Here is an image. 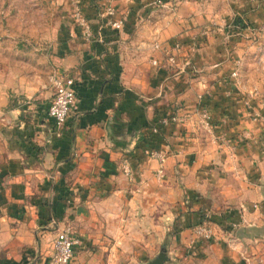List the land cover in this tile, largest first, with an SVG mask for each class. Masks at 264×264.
Returning a JSON list of instances; mask_svg holds the SVG:
<instances>
[{"label": "crops", "instance_id": "obj_1", "mask_svg": "<svg viewBox=\"0 0 264 264\" xmlns=\"http://www.w3.org/2000/svg\"><path fill=\"white\" fill-rule=\"evenodd\" d=\"M164 1L170 9L62 0V12L79 3L95 37L84 40L65 15L59 42L37 57L34 87L0 75V264H47L66 224L79 239L71 264H148L161 251L162 264H264V124L254 120L262 96L231 76L264 24V0ZM193 38L198 50L184 67ZM177 39L185 46L177 66L149 48ZM52 74L74 81L60 129L47 114ZM198 107L213 136L192 127ZM172 114L189 124L147 136ZM144 149L166 154L162 181ZM204 222L208 241L193 234Z\"/></svg>", "mask_w": 264, "mask_h": 264}, {"label": "rangeland", "instance_id": "obj_2", "mask_svg": "<svg viewBox=\"0 0 264 264\" xmlns=\"http://www.w3.org/2000/svg\"><path fill=\"white\" fill-rule=\"evenodd\" d=\"M62 0H0V75H12L16 84L34 87L37 57L51 48L63 17ZM240 55L237 70L239 87L252 97H264V32ZM49 77L48 75H45ZM21 81V82H19ZM20 96H24L23 94Z\"/></svg>", "mask_w": 264, "mask_h": 264}, {"label": "built area", "instance_id": "obj_3", "mask_svg": "<svg viewBox=\"0 0 264 264\" xmlns=\"http://www.w3.org/2000/svg\"><path fill=\"white\" fill-rule=\"evenodd\" d=\"M105 2V0H99ZM76 3V2H75ZM75 4V7L72 11L73 23L79 27L82 31V37L86 41H90L95 36L91 30L90 24L87 18L84 16L81 8ZM153 6L155 8L165 10L170 9V7L165 3L164 0H154ZM102 14H107L112 17L115 12L112 7L107 6L103 9ZM123 22L121 20L114 21L110 23V27L113 30H119L122 27ZM259 32H264V24L257 30ZM205 34V33H203ZM99 35V34H98ZM100 36V35H99ZM100 39V37H99ZM150 50L152 51H161L165 55L166 62L170 66L178 65V57L183 48H185L183 41L177 39L171 45H164L159 42H153L149 45ZM188 53L186 55V60L183 63V66H189L190 58L194 56L198 50V43L196 38H193L189 44L186 46ZM155 64V61L153 62ZM231 76L238 83L239 73L237 68L232 72ZM50 83L54 89V97L50 103L47 114L53 120L54 125L57 129H60L70 112L72 111L76 97L74 90V81L70 78L59 77L56 74H52L50 77ZM250 95V94H249ZM251 96V95H250ZM196 119L192 120V127L196 133L202 134H214L213 125L208 114V111L203 107H198L195 112ZM254 120H259L264 124V98L260 99V114L256 115ZM190 122V124H191ZM188 125L189 118L187 115H161L156 119V121L149 127L148 132L150 136L158 135L161 130L170 125ZM144 155L148 159L156 160L158 167L155 172L156 181H162L164 179V164L166 161V154L162 152L155 151L153 149H144ZM122 172L125 176L130 175V169L126 164H122ZM256 208V206H254ZM238 224L233 223L231 229L234 230L237 228ZM193 234L203 240H211L214 237L209 224L207 222L201 223L200 225L193 228ZM79 239L70 224L64 225L62 228L57 230L55 238L52 244V255L47 264H71L72 257L74 255V248L78 246Z\"/></svg>", "mask_w": 264, "mask_h": 264}, {"label": "trees", "instance_id": "obj_4", "mask_svg": "<svg viewBox=\"0 0 264 264\" xmlns=\"http://www.w3.org/2000/svg\"><path fill=\"white\" fill-rule=\"evenodd\" d=\"M245 27H246V24H245V22H243L242 19H238V18H236V19L233 21L232 28L235 29L236 31H242ZM147 136L150 137L149 134H148ZM145 141H146V140H145Z\"/></svg>", "mask_w": 264, "mask_h": 264}, {"label": "water", "instance_id": "obj_5", "mask_svg": "<svg viewBox=\"0 0 264 264\" xmlns=\"http://www.w3.org/2000/svg\"><path fill=\"white\" fill-rule=\"evenodd\" d=\"M165 260V256L163 251H161V253L151 262H149L148 264H162Z\"/></svg>", "mask_w": 264, "mask_h": 264}]
</instances>
